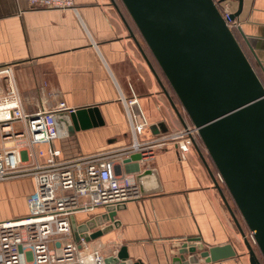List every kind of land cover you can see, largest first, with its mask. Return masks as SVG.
Masks as SVG:
<instances>
[{"label":"crops","instance_id":"crops-1","mask_svg":"<svg viewBox=\"0 0 264 264\" xmlns=\"http://www.w3.org/2000/svg\"><path fill=\"white\" fill-rule=\"evenodd\" d=\"M73 1L76 12L32 9L27 0H0V66L12 65L24 112L49 111L64 103L75 110L96 107L100 113L102 124L95 127L73 129L69 115L58 122L54 146L60 150V159L116 155L127 147L131 132L124 101L133 96L140 108L132 106L136 122H147L141 140L181 129L183 123L168 96L179 111L181 106L151 53L145 52L148 48L123 4L119 0ZM227 1L235 13L238 0ZM235 22L234 35L264 85V0H242ZM160 124L165 132L156 130ZM12 129L21 131L23 124L14 122ZM15 144L16 140L3 141L0 133V150ZM38 149L46 153L47 145ZM202 151L208 167L195 144L183 159L173 146L154 150L151 157L138 162L123 164L124 158H115L119 175L134 176L135 169L153 172L143 178L146 193L116 212L119 226L87 242L85 252L99 247L107 256H115L124 247L131 261L171 264L177 248L192 239L204 249L231 245L235 252L234 257L210 263L201 259L198 264H250L215 186V168ZM45 158L46 154L40 161ZM33 188L31 177L0 182V221L24 215V199ZM102 211L99 207L74 218L82 223Z\"/></svg>","mask_w":264,"mask_h":264},{"label":"water","instance_id":"water-1","mask_svg":"<svg viewBox=\"0 0 264 264\" xmlns=\"http://www.w3.org/2000/svg\"><path fill=\"white\" fill-rule=\"evenodd\" d=\"M120 1L173 90L185 118L198 129L204 150L222 178L244 226L252 233L264 261L263 83L221 17L214 0ZM238 2V10L230 15L232 20L240 14L242 0ZM131 34L162 86L140 44ZM168 99L184 127L183 115L169 96ZM69 118L73 129L102 124L96 107L77 109L69 114ZM155 128L165 132L162 124ZM195 148L207 166L197 146ZM140 160L142 156L135 153L126 157L123 164ZM133 172L140 194H145L143 178L153 171L135 169ZM214 183L241 235L249 263L261 264L226 196L218 183ZM124 206L125 203L102 207L101 213L82 223H76L71 216L75 241L89 242L118 227L116 212ZM101 225L103 227L98 229ZM234 256L231 245L204 249L202 244L191 239L177 248L171 264H198L201 259L210 263ZM103 264L144 263L128 259L122 247L115 256H107Z\"/></svg>","mask_w":264,"mask_h":264},{"label":"built area","instance_id":"built-area-1","mask_svg":"<svg viewBox=\"0 0 264 264\" xmlns=\"http://www.w3.org/2000/svg\"><path fill=\"white\" fill-rule=\"evenodd\" d=\"M27 2L32 9L77 11L73 0ZM214 2L227 26L234 29L236 22L230 19L232 12L228 1ZM0 87L1 139L17 141L14 146L0 150V182L22 177H31L34 181L32 192L24 199L26 213L0 221V264H103L107 257L103 248L85 252L87 242L83 239L79 243L75 241L70 217L140 196L134 176L117 174L114 159L139 153L144 160L151 157L154 150L168 146L175 147L183 159L199 141L198 129L192 124L141 140L147 122L144 119L136 122L132 106L140 108L133 96L124 101L131 132L127 147L116 155L61 160L60 150L54 146L58 122L75 109L59 103L49 111L25 113L10 64L0 66ZM14 122H21L23 129L14 131ZM42 144L47 145L46 153L38 149ZM45 154L46 158L41 162L40 158ZM215 178L223 185L218 172ZM249 237L255 244L251 232Z\"/></svg>","mask_w":264,"mask_h":264},{"label":"rangeland","instance_id":"rangeland-1","mask_svg":"<svg viewBox=\"0 0 264 264\" xmlns=\"http://www.w3.org/2000/svg\"><path fill=\"white\" fill-rule=\"evenodd\" d=\"M232 32H233V33L235 32L233 28H232ZM144 45H145V44H144ZM167 90H168V88H167ZM182 111H183V110L180 109V112H181V113H182ZM185 119H186V118H185ZM189 124H190V123H189ZM187 125H188V124H187ZM197 143H198V145L200 146L201 149H204V147H203V145H202V143H201L200 140H199ZM215 175H216V173H215ZM215 177H216V176H215ZM218 184L220 185V187H222V186L224 187V185L221 186L220 183H218ZM229 198H230V197H229ZM230 205H231V204H230ZM231 207L233 208L232 205H231ZM238 219H239V221H240V223H241V225H242V227H243V229H244V233H245L246 239L249 241L251 247H252L253 250L255 251V253H256V255H257L259 261L261 262V264H264V261H263L261 255H260V253H259V251H258L256 245L251 241V239H250V237H249V231H248L247 228L244 226V224H243L241 218L239 217ZM240 245H241V248L244 249V252H245L246 255H247L248 252H247V250H246V248H245V246H244V244H243L242 238H241V244H240Z\"/></svg>","mask_w":264,"mask_h":264},{"label":"trees","instance_id":"trees-1","mask_svg":"<svg viewBox=\"0 0 264 264\" xmlns=\"http://www.w3.org/2000/svg\"><path fill=\"white\" fill-rule=\"evenodd\" d=\"M120 1V0H119ZM120 3H121V1H120ZM145 51V50H144ZM147 54L149 53V50H146L145 51ZM150 54V53H149ZM200 140V139H199ZM198 142V141H197ZM195 143V146H197V148L202 152V154H203V149H201L200 148V146L198 145V143ZM215 168V167H214ZM215 171H216V169H215ZM222 190V192H223V194L227 197V196H229V194H228V192H227V190H226V188L224 187V188H222L221 189ZM233 209V211L235 212V215L237 216V218H239V215H238V213H237V210H236V208L235 207H233L232 208Z\"/></svg>","mask_w":264,"mask_h":264}]
</instances>
